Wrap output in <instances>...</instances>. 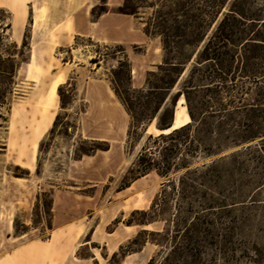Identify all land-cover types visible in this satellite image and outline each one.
I'll use <instances>...</instances> for the list:
<instances>
[{"label": "rangeland", "instance_id": "obj_1", "mask_svg": "<svg viewBox=\"0 0 264 264\" xmlns=\"http://www.w3.org/2000/svg\"><path fill=\"white\" fill-rule=\"evenodd\" d=\"M3 1L0 0V3ZM67 1L74 5L78 2L84 4L90 21L96 20L102 5V0ZM36 4L37 2H34V5ZM41 5L42 8L34 16L35 10L26 8L23 11V20L17 16L18 11H14L13 14L16 12L19 24L5 32L0 29L3 43L1 47L3 62L0 63V173L30 179V184L15 179L14 186L17 189L13 194H24L25 199L30 201L34 189L39 193L37 202L29 210L24 208L15 210V231L21 232L37 228L29 237L44 236L45 227L50 221L49 191L52 189L66 190L85 198L93 197L95 202L97 211L94 214L95 217L88 220V216L84 215V220L87 222V234L83 241L89 239V227L94 226L101 216L110 221L102 230L103 233L112 232L116 227H119L122 234L128 237L111 254L104 250L98 251L101 261L107 259L105 264H122L126 256L128 264H148L150 260H153L152 264H175L176 252H181L185 258L184 262L179 264H254V261L259 259L264 261V153H257L255 146L258 142L249 143L250 148L245 151L244 149L241 151L239 147L212 158L213 160L232 155L217 168L219 171H224L226 179L219 188L213 187L212 189L215 191L214 197L216 199L225 197V202L223 210L217 211L221 213L218 215L220 217L216 218L215 226L211 228V235L198 234L194 231L188 233L183 227L179 228V232L176 233V229L171 224L173 201L169 203L168 210L162 214L159 222L144 227L135 225L132 228L125 227V221L131 212L147 210L166 181L155 172L136 180H130L131 175L127 174L147 136L158 133L155 130V121L147 128L141 139L137 137L128 142L127 137L124 136L122 142L118 144L116 152L99 153L102 158L96 164L92 160H86L88 162L83 165L72 163L73 160L79 158L78 149L87 150L90 147L87 140L79 138V124L82 112L86 107V102L81 100L84 98L82 93L84 80L86 77H90L105 80L110 84L112 71L123 56L120 49H124L125 52V47L118 43H100L91 38L89 40L88 37H76L70 46L73 51L66 47H56L52 50L51 55L56 61L49 63V70L39 85V81H31L33 76H29L30 70L27 64H29L31 52L34 48L48 47V35L52 30L57 28L62 33L67 28L64 23L58 27L49 26L50 16L56 18L55 16L59 13L56 7L62 5L60 0L52 1L51 5L54 6L52 10L46 8V3ZM119 6L112 8L111 12L116 13ZM107 9L109 11L108 6ZM7 16L6 10L0 11V19L3 20ZM239 29L246 31V27L239 26ZM252 29L257 32V35H264V26L254 25ZM14 45H16V49H14ZM159 45L161 49L160 41ZM127 51L134 64L133 71H131V87L139 89L140 86H143L146 73L155 72L156 66L145 68L147 60L140 58L144 53L142 45L128 46ZM6 54H13V60L16 63V72L12 82H9L4 74L10 66ZM159 55L161 64L162 50ZM89 57L101 60L99 63L101 68L96 71V64L87 60ZM24 60L26 63H22ZM193 60H195V56ZM77 62H80L83 68L75 66L74 63ZM91 69H94L95 72H91ZM183 77L177 82L171 95L179 89ZM57 79L62 81L58 85L61 87V98L57 87V98L50 108L45 109L35 105L33 102L36 101V98L34 97L51 98L48 90ZM120 87L121 89L126 87L125 80L121 82ZM55 101H57L56 106H54ZM180 102L183 103V101ZM180 102L177 104L176 111L183 112L185 111L184 104L181 105ZM83 118L86 129H90L93 126L90 115L87 114ZM50 119L52 123L49 128L44 129ZM105 123L107 122L104 121ZM19 126L26 135L43 133L38 140L35 166L31 170H27L28 167L25 169L9 164L13 152L11 148L7 155H2L5 152L3 144L8 142L11 144L14 138L13 133L19 129ZM8 131L11 132L8 133ZM98 146L102 147L103 145L98 144ZM27 149L28 152L26 151L23 156L27 162H30L32 154L30 149ZM209 161V159L204 161L199 156L192 161V167H198L201 163H209ZM178 176L179 174H171L169 178L176 183ZM90 181L98 182H96V186L92 187L89 186L93 184ZM125 185L127 187L122 189ZM42 189L44 191H41ZM222 190V196L216 193ZM25 219L30 220L28 227L23 225ZM162 219L165 222H162ZM115 220L121 224L118 225V222L113 225ZM143 230L147 232L142 233ZM149 232L158 234L150 235ZM188 237H192L198 243L193 247H186ZM154 240L161 241L160 245L151 243ZM95 245L97 244L92 243L91 247L93 248ZM100 246L101 242L98 247L100 248ZM77 255L86 257L89 252L84 247L77 252Z\"/></svg>", "mask_w": 264, "mask_h": 264}, {"label": "trees", "instance_id": "obj_2", "mask_svg": "<svg viewBox=\"0 0 264 264\" xmlns=\"http://www.w3.org/2000/svg\"><path fill=\"white\" fill-rule=\"evenodd\" d=\"M107 11V2L102 0L96 18ZM116 13L140 19L143 33L159 39L163 53L156 71L146 73L142 88L131 87L130 62L124 49H120L122 59L112 71L111 90L129 118L128 142L141 139L154 121L158 132L147 136L127 174L130 180L151 172L166 179L149 208L131 212L125 224L144 227L159 222L173 201L171 224L176 233L183 227L188 233L211 235L220 217L217 211L223 210L225 202V197L216 199L212 189L219 188L226 179L224 171L217 168L232 155L212 158L239 147L245 151L252 142H258L257 153H264V35L252 29L254 25L264 26V0H123ZM5 20L9 15L0 19L3 32L11 27ZM239 26L246 27V31ZM2 45L0 37V63ZM13 56L6 54L10 66L4 74L9 82L16 72ZM91 62L97 63L98 58ZM182 76L179 89L171 95ZM123 80L126 87L121 89ZM180 101L189 122L171 129ZM87 141L90 147L78 149L79 158L109 149L107 142ZM199 156L204 161L209 159V163L192 167ZM171 174H179L176 183L169 178ZM222 192L216 193L222 196ZM118 222L115 220L113 225ZM197 243L188 237L186 247ZM184 260L183 254L176 252L174 263ZM152 263L150 260L148 264ZM254 264L264 261L259 259Z\"/></svg>", "mask_w": 264, "mask_h": 264}, {"label": "crops", "instance_id": "obj_3", "mask_svg": "<svg viewBox=\"0 0 264 264\" xmlns=\"http://www.w3.org/2000/svg\"><path fill=\"white\" fill-rule=\"evenodd\" d=\"M45 1L4 0L0 3V9L7 11L11 29L14 25L17 26L19 24L16 16L17 11L32 8L35 10V13L33 12L34 16L42 8V3L47 4L46 8L48 10L54 8L51 5L54 0ZM60 1L62 5L56 7L59 13L55 16L56 18L52 15L50 16L49 26L58 27L64 23L67 28L62 33L57 28L52 30L48 35V47L33 49L29 64H27L30 70L29 76H33L31 81H39L40 85L42 78L49 70V63H55L56 61L51 55L52 50L56 47H66L73 51L70 46L76 37H88L100 43L122 44L125 47V55L130 62L131 71H133L134 67L132 63L133 59L127 51V47L131 45L143 46L144 53L140 58L147 60L145 68H153L160 64L161 58L159 52L161 49L159 41L155 38L147 37L143 33V23L141 20L133 16L111 12V9L119 6L123 0H106L109 11L96 18L95 21L89 20L85 5L81 2L74 5L67 0ZM34 2H37V4L34 5ZM14 11H16L15 14H13ZM90 58L87 60H91ZM100 61L98 59V62L95 63L96 71L101 68L99 65ZM74 65L78 68H83L80 62L74 63ZM95 70L91 69V72H95ZM61 83L62 81L57 79L52 83L48 91L51 92L54 84H57L58 87ZM143 86H140V88ZM82 93L84 98L81 100L86 102V107L82 112V119L79 124V138L107 142L109 149L107 151H97L90 156H81L73 160L72 163L83 165L88 162L86 160H92L96 164L102 158L99 153L109 154L117 151L118 144L126 136L129 118L111 90V85L105 80L86 77L82 86ZM34 98H36V101L33 103L37 106H39V102L44 103L50 99L46 98V96ZM55 99H52V104ZM56 105L57 101L54 103V106ZM87 114L90 115L93 123L90 129H86L83 118ZM104 121L107 123L104 124ZM51 123L52 120L50 119L44 129L49 128ZM18 128L13 133L14 138L11 144L9 142L3 144L5 152L2 155H7L11 148L13 154L11 153L9 164L21 166L25 169L28 167L29 169L27 170H31L35 166L38 140L43 133L26 135L20 126ZM27 148L30 149V153L32 154L30 162H27L23 156L28 150ZM15 179L25 184L31 183L29 178L0 173V264H105L107 259L102 260V262L98 257V251L104 250L106 253L111 254L115 252L124 240L128 239L127 236L122 234L119 227H116L112 232L103 233L102 230H104L110 221L105 220L101 216L94 226L89 227V239L83 241L84 236L87 234V222L84 220V215L88 216V220H92L95 217V212H97L93 197L85 198L66 190L56 189L49 191L51 198L50 212H48L50 221L45 227V235L36 238L29 237L37 228L16 232L14 225L15 210L18 208L29 210L37 202L36 196L39 193L34 189V194L30 201L25 199L24 194H13L15 193V189H17L14 186L16 184ZM90 182H93V184L89 186L94 187L98 181ZM41 191L44 190L42 189ZM29 224L30 220L25 219L23 225L28 227ZM125 227L132 228V226L127 225ZM99 242H101L100 248L98 247ZM92 243L97 245L92 248ZM84 247L87 248L89 255L86 257L78 256L77 252ZM126 258L127 256L123 259L122 264H128L126 263Z\"/></svg>", "mask_w": 264, "mask_h": 264}, {"label": "bare ground", "instance_id": "obj_4", "mask_svg": "<svg viewBox=\"0 0 264 264\" xmlns=\"http://www.w3.org/2000/svg\"><path fill=\"white\" fill-rule=\"evenodd\" d=\"M26 13V12H25ZM17 16L21 19V20H23V18H24V12L23 11H18L17 12ZM56 90H57V84H54L53 86H52V88H51V92H50V94H51V98L50 99H48V100H46V102H44V103H40L39 102V106H41L42 108H50V106H51V104H52V99L53 98H57V94H56ZM45 99V98H44ZM42 100V99H41ZM44 101V100H43ZM181 103V102H180ZM181 105H182V103H181ZM189 122V118H188V116H187V114H186V112L185 111H183V112H178V110L175 112V116H174V122L172 123L173 125H172V128L171 129H175V128H178V127H180V126H182V125H184V124H186V123H188ZM160 133V132H159ZM165 134L166 133H168V130L167 131H165L164 132Z\"/></svg>", "mask_w": 264, "mask_h": 264}, {"label": "water", "instance_id": "obj_5", "mask_svg": "<svg viewBox=\"0 0 264 264\" xmlns=\"http://www.w3.org/2000/svg\"><path fill=\"white\" fill-rule=\"evenodd\" d=\"M173 121H174V115H173Z\"/></svg>", "mask_w": 264, "mask_h": 264}]
</instances>
